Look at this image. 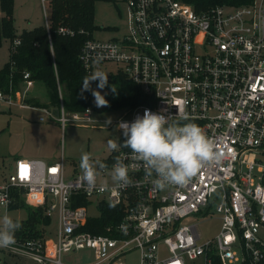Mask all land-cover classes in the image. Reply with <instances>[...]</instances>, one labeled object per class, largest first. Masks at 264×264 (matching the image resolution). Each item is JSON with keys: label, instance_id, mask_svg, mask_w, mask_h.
<instances>
[{"label": "built area", "instance_id": "1", "mask_svg": "<svg viewBox=\"0 0 264 264\" xmlns=\"http://www.w3.org/2000/svg\"><path fill=\"white\" fill-rule=\"evenodd\" d=\"M124 2L125 34L85 41L79 61L88 73L104 64L117 66L155 104L129 110L111 126L122 133L118 124L142 118L145 110L172 117L171 123H195L222 158L187 185L157 189L155 174L134 160L129 148L119 147L103 161L105 168L96 165L99 176L91 191L83 171H68L63 160L16 159L9 172L2 163L0 197L6 207L0 200V209L8 212L18 195L25 206L41 209L49 226L55 220V231L15 237L0 250L35 264H74L73 255L82 251L92 254L86 264H125L124 256L133 251L138 264H212L214 259L264 264V0L204 12L180 0ZM59 33L75 34L68 28ZM11 93L0 91V102L13 104ZM56 109L57 117L52 109L43 111L62 127L92 121L90 107L69 113L60 101ZM117 158L136 165L129 186L111 178ZM101 204L123 207V216L115 224L92 223L100 234L85 231ZM203 209L219 216L220 229L200 243L194 222Z\"/></svg>", "mask_w": 264, "mask_h": 264}, {"label": "trees", "instance_id": "2", "mask_svg": "<svg viewBox=\"0 0 264 264\" xmlns=\"http://www.w3.org/2000/svg\"><path fill=\"white\" fill-rule=\"evenodd\" d=\"M100 0H49L50 17L47 26H39L16 34L14 27V0H0V46L8 40L9 59L0 71V90L7 93L14 90L29 74L28 81L42 83L48 96V106L57 108L62 101L64 109L69 113L82 112L90 107L92 101L93 77L79 61V53L85 41L92 39L97 29L94 22L95 3ZM191 5L195 11L204 12L216 6L240 7L252 4L253 0H180ZM60 28H68L74 36H63ZM82 32V33H81ZM19 45L13 47V42ZM115 87L106 97L107 109L123 113L140 106L153 107L155 101L132 83L120 70L109 76ZM33 106L42 108L37 102ZM125 141H120L123 144ZM123 147V146H121ZM104 163V162H99ZM24 209L26 218L19 221L22 225L15 232V237H41L50 220L43 217L41 209H34L23 204L18 195L15 196L10 210ZM123 207L101 204L97 214L90 218L85 231L102 233L95 225L115 224L124 213ZM15 221V220H14ZM17 222V221H16ZM212 264H220L217 259Z\"/></svg>", "mask_w": 264, "mask_h": 264}, {"label": "rangeland", "instance_id": "3", "mask_svg": "<svg viewBox=\"0 0 264 264\" xmlns=\"http://www.w3.org/2000/svg\"><path fill=\"white\" fill-rule=\"evenodd\" d=\"M14 4L13 15L16 34H20L24 30H31L33 27L46 25V21L50 17L49 0H45L44 5H42L41 0H15ZM94 22L97 29L92 33V39L110 41L121 38L126 31L124 0L97 1L94 9ZM8 47L9 41L3 40L0 46V71L8 62ZM117 71V66L113 64H104L93 69V90L90 105L92 121L88 125H71L67 123L62 127L58 122L51 120L42 113L41 109L29 107L28 105L33 101H24L23 105L15 104V102L11 105L0 102V168L4 164L8 172L12 170L14 162L11 161V156L7 153L9 148L12 146H23L25 142L29 141L34 135L29 125L35 123L39 117L58 124L59 131L54 134L55 145L53 144V149L57 150L58 156L63 157L65 167L67 170L69 169L68 171L72 169L82 171L80 162L84 153L90 154L94 164L106 161L113 151L108 147V141L115 139L120 143V139L124 137L122 133L111 126V123L129 110L124 111L122 114L109 111L107 106H97L96 97L99 95L106 101V97L115 88L109 76ZM105 76L106 79H104ZM10 89L12 92L14 91L13 88ZM23 90L24 86L20 88V92ZM28 95L38 98L40 101L34 102H37L41 107L48 106L47 92L42 83H34ZM2 160L4 161L3 164ZM260 162L264 163V159H261ZM205 213L204 209L201 210V214L197 216L194 222L200 237V243H205L212 239L220 229L219 216L210 213L205 215ZM91 214L96 213L91 211ZM4 215H8L13 221L19 222L26 218V211L24 209H16L5 213L4 210L0 209V217ZM44 230L53 236L55 220H53L49 228L46 227ZM160 249L164 253L165 248L163 245H160ZM237 254L238 259H240L239 252ZM65 258L69 259L70 257L65 256ZM72 260L74 264H86L92 260V254L89 251H82L73 255ZM123 260L125 264H138V254L136 251L130 252L124 256ZM201 263L202 260L199 261V264ZM0 264L35 263L0 250ZM228 264H240V262Z\"/></svg>", "mask_w": 264, "mask_h": 264}, {"label": "clouds", "instance_id": "4", "mask_svg": "<svg viewBox=\"0 0 264 264\" xmlns=\"http://www.w3.org/2000/svg\"><path fill=\"white\" fill-rule=\"evenodd\" d=\"M106 79V76L104 77ZM97 106H106L107 102L99 95ZM172 117L151 113L145 110L143 117H136L132 123L121 122L118 128L122 131L125 142L121 145L115 139L108 141V147L115 151L118 147H126L133 153L136 161L155 174L153 184L157 189L167 186L187 185L193 177L206 165L217 164L221 153L216 150L214 142L207 137L202 128L195 123L180 125L171 123ZM181 119H187L181 116ZM110 123V121H109ZM99 168L106 166L96 162ZM90 154L81 157L80 168L83 180L91 191L97 186L99 172ZM136 165H126L119 158L112 166L111 178L120 187L133 183L129 176L130 168ZM106 188L107 185H104ZM0 200L6 198L0 197ZM22 225L13 221L8 215L0 217V248L10 247L15 243V232Z\"/></svg>", "mask_w": 264, "mask_h": 264}, {"label": "crops", "instance_id": "5", "mask_svg": "<svg viewBox=\"0 0 264 264\" xmlns=\"http://www.w3.org/2000/svg\"><path fill=\"white\" fill-rule=\"evenodd\" d=\"M41 2H42V5H44L45 0H41ZM14 22H15V19H14ZM9 47H10V43H9ZM9 47L7 49L8 59H9ZM34 83L36 82L23 80L21 83L18 84L17 88L11 93L12 99L15 102V104L23 105L24 101H33V102L40 101L35 96L30 97V95H28V92ZM22 86H24V90L20 92V88ZM33 102H30L28 106L41 109L42 113H44L43 111L44 109H52V108H47V107L40 108L38 106L37 107L33 106L34 105ZM3 103L7 104L6 102H3ZM40 118H42L43 120L41 121ZM57 125H58L57 123H53L49 120L44 119L43 117H39L35 123L29 125L30 129L33 130V133H34V135L29 139V141L25 142L23 146H12L9 148L7 153L8 155L11 156V161L14 162V160L16 159H33V160H39L45 163H53L59 160H63L62 156H58L57 150L53 149V144L55 145L54 134L55 132L59 131V128ZM2 163H4L3 160H2Z\"/></svg>", "mask_w": 264, "mask_h": 264}, {"label": "water", "instance_id": "6", "mask_svg": "<svg viewBox=\"0 0 264 264\" xmlns=\"http://www.w3.org/2000/svg\"><path fill=\"white\" fill-rule=\"evenodd\" d=\"M52 112H53L54 116L57 117V115H58V110H57V109H53Z\"/></svg>", "mask_w": 264, "mask_h": 264}]
</instances>
